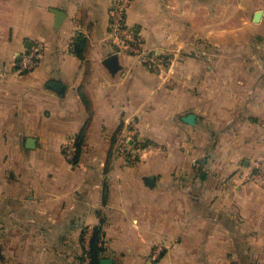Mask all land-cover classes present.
I'll use <instances>...</instances> for the list:
<instances>
[{"label":"crops","instance_id":"crops-1","mask_svg":"<svg viewBox=\"0 0 264 264\" xmlns=\"http://www.w3.org/2000/svg\"><path fill=\"white\" fill-rule=\"evenodd\" d=\"M108 8L0 0V264H89L94 227L112 264H264V188L243 178L264 158V0H132L156 71L105 40Z\"/></svg>","mask_w":264,"mask_h":264},{"label":"built area","instance_id":"built-area-1","mask_svg":"<svg viewBox=\"0 0 264 264\" xmlns=\"http://www.w3.org/2000/svg\"><path fill=\"white\" fill-rule=\"evenodd\" d=\"M131 2L132 0H109V19L105 40L114 44L119 50L136 55L148 69L159 70L164 64V59L147 51L142 46L140 37L135 35L126 24V13ZM43 48L41 40H34L30 46L24 48L17 55L16 70L24 73L34 69L43 56ZM76 142L75 137L71 136L63 144V154L69 162L75 160ZM117 151L125 157H130L126 141H121L118 144ZM243 178L264 188V158L257 160L254 169L245 173ZM100 242L102 243V237L99 239ZM161 249V246H156L150 256L152 258L158 257Z\"/></svg>","mask_w":264,"mask_h":264},{"label":"water","instance_id":"water-1","mask_svg":"<svg viewBox=\"0 0 264 264\" xmlns=\"http://www.w3.org/2000/svg\"><path fill=\"white\" fill-rule=\"evenodd\" d=\"M55 14H56V22L58 23L61 18L63 17V12L61 11H55ZM260 12L257 11L255 13V20H258V16H259ZM106 62L109 64V65H113V63H115V56H109L107 57L106 59ZM46 87L48 89H51L53 91H55L58 95L62 96L64 94V91H65V88H66V85L64 83H61V82H58V81H49L46 85ZM194 114L193 113H189L187 114L186 116L183 117V119L188 122V123H193L194 122ZM31 141V140H28V142ZM113 261L110 257H101L99 259V262L98 264H112Z\"/></svg>","mask_w":264,"mask_h":264},{"label":"trees","instance_id":"trees-1","mask_svg":"<svg viewBox=\"0 0 264 264\" xmlns=\"http://www.w3.org/2000/svg\"><path fill=\"white\" fill-rule=\"evenodd\" d=\"M101 237V229L99 227H94L89 240V247L86 251L89 264H98L99 262V259L103 252V245L101 242L99 243V239Z\"/></svg>","mask_w":264,"mask_h":264}]
</instances>
